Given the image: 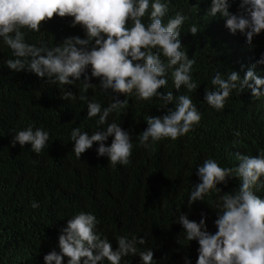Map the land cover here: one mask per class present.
Here are the masks:
<instances>
[{"label":"trees","instance_id":"obj_1","mask_svg":"<svg viewBox=\"0 0 264 264\" xmlns=\"http://www.w3.org/2000/svg\"><path fill=\"white\" fill-rule=\"evenodd\" d=\"M210 3L170 0L163 18L167 24L177 12L188 17L181 26L180 39L182 50L196 61L191 75L198 87L188 92L182 86L178 92L169 70L167 86L158 91H172L174 97L189 95L201 113L199 124L174 141L150 139L151 146L146 148L140 145L139 134L147 128V117L164 115L167 109H174L175 102L165 105L157 97L141 101L135 93L119 95V99L128 100V107L111 113L107 122H116L130 133L133 149L127 165H113L107 156H98L95 142L80 159L72 150L73 128L92 134L107 126L98 125V116L87 117L88 101L95 100L102 108L113 102L111 90L103 91L99 78L90 79L94 86L85 93L83 76L81 81L65 86L48 83L27 70L9 69L4 61L13 58L12 51L0 39V264H44V255L59 252L58 237L67 220L81 211L96 216V230L108 238L113 250L117 248L116 237L127 235L129 239L144 238L145 244L137 247L139 251L151 249L154 264H186L185 257L188 264H195L199 245L186 240L178 215L187 213L190 220L199 223L204 213L207 230L214 234L216 211H220L217 205L222 204L224 192H233L240 184L238 178L230 179L227 186L218 184L221 192L212 191L203 202L190 206L192 187L200 182L196 167L208 158L217 160L221 167H236V152L248 156L264 153V95L256 98L248 88L241 92L234 89L222 110L204 102L205 90H214L211 79L217 71L225 79L229 71H236L243 79L248 70L240 59L248 55L244 45L255 55L258 68L264 70V64L258 63L264 54V31L249 46L245 35L232 33L219 20V14L207 15ZM71 22V17H56L43 23L40 32L22 31L30 44L39 46L43 40L48 47H55L65 37H85L79 25L70 27ZM144 22H149L148 15ZM193 24L198 27L195 36L188 32ZM65 90L77 98L63 99ZM259 90L264 92V85ZM80 95H87L88 100L81 101ZM29 125L49 132V141L39 154L28 144L12 146L17 131ZM112 139L109 136L105 145ZM260 179L264 181V177ZM254 193L264 199V185ZM33 202L39 207L33 208ZM63 264H67L66 257ZM98 264L108 262L105 259ZM121 264H141L138 253L123 257Z\"/></svg>","mask_w":264,"mask_h":264},{"label":"clouds","instance_id":"obj_2","mask_svg":"<svg viewBox=\"0 0 264 264\" xmlns=\"http://www.w3.org/2000/svg\"><path fill=\"white\" fill-rule=\"evenodd\" d=\"M170 0H0V39L11 51L13 58L4 61L9 69L17 72L27 70L46 82L73 85L81 81L82 92L94 84L91 78H99L100 88L111 90L113 102L102 108L95 100L87 103V117H99L98 128L92 134L75 127L70 133L74 142L73 152L77 159L97 143L98 156H107L111 164L127 165L132 156L133 141L130 133L116 122L108 123V117L128 107L127 99L135 93L141 101L157 97L165 105L175 102L174 109H167L162 116L147 117V128L139 134V143L148 148V141L158 142L164 138L177 140L193 131L202 116L192 98L187 94L173 96L172 91H158L168 84L167 75L171 70L173 87L178 92L184 86L194 92L198 84L192 79L195 59H189L182 50L181 26L188 17L177 12L168 19L163 18L169 11ZM200 0H197V4ZM232 3L231 7L230 4ZM238 8L237 12L235 8ZM149 8L151 9L149 13ZM225 23L232 33L245 35L246 43L252 46L255 36L264 31V0H211L207 13ZM148 15L149 22H144ZM56 17H71L70 27L79 25L85 37L68 36L55 47H48L43 40L39 46L28 43L22 29L40 32L43 23ZM188 32L195 36L198 27L193 24ZM248 55L240 58L248 68L243 79L236 71H229L227 78L216 72L211 79L214 90H205L204 102L216 110L225 107V101L234 89L251 90L253 97L264 95L259 89L264 85V70L258 68L256 57L244 45ZM163 57L164 59H161ZM165 60L167 61L165 63ZM258 63L264 64V54ZM90 66V75L88 74ZM251 81V83H250ZM71 91L65 90L63 99L75 100ZM81 101L88 100L80 95ZM240 136L239 131L235 133ZM113 137L106 146L108 137ZM49 141V132L31 125L17 131L12 146L25 144L39 154ZM239 161L236 167H221L213 158L205 159L196 167L199 183L192 187L188 198L191 206L202 201L212 191L221 189L218 184L238 178L240 184L233 192H224L222 204H218L214 234L207 230L205 214L201 213L199 223L188 218L187 213L178 215V223L186 234V240L197 241L198 255L195 264H264V199L254 189L264 185V153L248 156L235 153ZM32 207H39L36 202ZM177 213L180 208H177ZM99 220L94 214L79 212L67 220L66 227L58 237L59 252L52 250L44 255V264H98L106 259L108 264H121L129 255L139 256L141 264H154L153 251H139L137 245L145 244L144 238L129 239L127 235L116 237L117 248L113 250L108 238L97 232ZM188 264L187 257H185Z\"/></svg>","mask_w":264,"mask_h":264}]
</instances>
